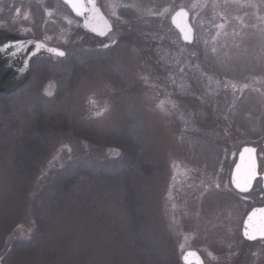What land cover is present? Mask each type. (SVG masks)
I'll list each match as a JSON object with an SVG mask.
<instances>
[{
	"label": "rangeland",
	"instance_id": "374dc122",
	"mask_svg": "<svg viewBox=\"0 0 264 264\" xmlns=\"http://www.w3.org/2000/svg\"><path fill=\"white\" fill-rule=\"evenodd\" d=\"M97 1L114 25L106 38L88 34L60 0H0V28L66 51V62L47 56L22 90L0 95V264H182L188 249L205 264H264V241L241 235L246 214L264 203L262 180L245 195L229 183L244 145L257 147L264 171V0ZM178 7L189 11L195 44L182 41L170 16L152 14ZM223 17L227 34L213 41ZM71 63L86 72L73 75ZM226 80L249 87L224 90ZM36 110L67 114L103 134L133 133L132 200L115 181L101 192L82 187L89 222L77 217L76 202L46 206V189L89 145L51 132L47 154L24 173L6 140ZM209 181L222 190L202 196ZM59 217L64 224H55Z\"/></svg>",
	"mask_w": 264,
	"mask_h": 264
},
{
	"label": "trees",
	"instance_id": "16d2710c",
	"mask_svg": "<svg viewBox=\"0 0 264 264\" xmlns=\"http://www.w3.org/2000/svg\"><path fill=\"white\" fill-rule=\"evenodd\" d=\"M65 57L59 59L65 61L63 60ZM46 60L47 56L37 59L32 64V69L35 65L46 62ZM71 64L73 75H82L86 72L84 69L76 67L77 64ZM69 68V66L66 67L67 70ZM72 82L73 86L76 79ZM18 91L0 95L5 99H10ZM29 123L24 127V131L19 134L14 133L11 140H6V143L13 146L16 161L24 166V173L31 171L34 173L39 161L47 154L50 147L47 135L51 132L67 133L89 145L87 147L89 153L65 167L60 174L58 173L57 179L51 182L52 185L50 184L46 189L44 197L46 206L58 207V209L68 208L71 202H76L77 217L82 221L89 222L90 217L85 210L87 204L85 200L81 199L82 187L91 186L94 192H101L107 184L111 182L114 184L115 181L120 182L122 187L126 188V200H132L133 169L139 159L138 144L133 133L121 129L103 134L91 123L85 125L80 119L64 113L46 116L42 110H36ZM112 150H118L120 155L118 157L109 155ZM258 191L260 197L264 198L263 191L260 189ZM80 203L83 205L81 206ZM256 205L259 204L254 206ZM90 213L94 216L97 211H90ZM64 220L59 217L55 220V224L63 223Z\"/></svg>",
	"mask_w": 264,
	"mask_h": 264
},
{
	"label": "snow or ice",
	"instance_id": "6c2138e0",
	"mask_svg": "<svg viewBox=\"0 0 264 264\" xmlns=\"http://www.w3.org/2000/svg\"><path fill=\"white\" fill-rule=\"evenodd\" d=\"M236 3L238 0H224L225 5L228 3ZM65 3L72 7L73 11L77 16L84 17V27L87 28L92 33H95L97 36L107 37L113 31V23L106 18L103 14H101L99 8L96 6V0H65ZM153 15L159 17H165L166 15L170 16L171 24L178 31L180 38L184 41L186 45H192L196 42V31L195 26L189 21V11L184 7H178L169 11L168 8H165L162 12L152 13ZM51 15V13H49ZM115 16L116 14L113 13ZM116 19L119 20L120 17L116 16ZM221 23L214 24V27L217 29L216 36L213 37V41L221 35L223 30L226 27L227 18L223 17ZM68 23L71 24L72 21L68 20ZM223 34H227L223 32ZM45 39H48L46 37ZM27 43H34V50L31 51V56H37L42 51H46L58 58H63L66 56V52L54 47H48L45 43L37 41H28ZM117 43V41L112 40L111 43H104V48H110L113 44ZM207 44V41H205ZM25 42L22 40H17L14 42L5 43L3 46H0V53H6L10 56H16L17 53L24 51ZM211 52L216 53V48L213 46L211 48ZM195 55V53H191ZM183 71V69H181ZM142 79L147 80V77H142ZM219 83V82H218ZM223 88L224 90H228L229 87L233 90V92L239 90L243 92L244 89L248 88L247 84L243 85L239 89L237 88V84L232 83L231 81H224ZM51 87V85L49 86ZM45 94L51 96L52 92L49 90H45ZM162 111H167V108L164 106V103L161 102L159 105ZM175 107V105H173ZM107 108L102 109L97 112L96 116H102ZM256 151L255 147L245 146L239 152V162L235 163V168L231 172L230 185L239 193H249L253 190V183L257 181L258 177L264 179V176H261L258 171V166L256 163ZM109 155L118 157L120 152L118 150L110 151ZM235 155V153L233 154ZM228 185H223L224 189H227ZM222 185L220 182L209 181L205 186L204 192L201 195H205L207 192L212 191H221ZM243 236L248 240H256L258 237L260 239H264V207L253 208L250 213L247 214V220L244 222V231ZM183 250V245L180 246ZM209 256H212V253H208ZM196 256V253L192 251L185 252L183 254V259L188 264V258ZM215 257H213L214 259ZM197 264H203V261L199 259L197 256Z\"/></svg>",
	"mask_w": 264,
	"mask_h": 264
},
{
	"label": "water",
	"instance_id": "95a60500",
	"mask_svg": "<svg viewBox=\"0 0 264 264\" xmlns=\"http://www.w3.org/2000/svg\"><path fill=\"white\" fill-rule=\"evenodd\" d=\"M61 2L70 10V12L76 18L81 20L83 28L86 31H88L89 33H91L92 35H94V36H96L98 38H105V37L97 36L95 33H92L87 28H85L84 27V17L77 16L76 13L73 11L72 7L65 3V0H61ZM96 6L99 8L101 14H103L106 18H108L104 14V12L102 11L101 7L98 5L97 0H96ZM189 21H190V14H189ZM17 40H22V41L25 42V44H24V49L25 50L24 51H21V52L17 53L16 56H10V55H8L6 53H0V94H4V95L12 94L15 91H17V90L21 89L22 87H24L28 83V81L30 80V77H31V65H32V62L34 60L38 59V58H41V57H44V56H47V55H52V54H50V53H48L46 51H42L37 56H34V57L31 56V51L34 50V43L33 44H29L27 42L28 41H33V42L40 41V42L45 43L44 41L36 39L34 37H30V36L19 35L17 33H13V32H10V31H8L6 29L0 28V46H3L5 43L14 42V41H17ZM45 44L48 47L58 48V47H55V46H51V45H49L47 43H45ZM245 146L255 147V146L250 145V144L244 145V146H242L240 148L239 152ZM262 147L264 149V142L262 144ZM255 148L257 149V147H255ZM239 152L237 154V158H236V162L235 163L239 162ZM256 163H257L258 171H259L258 149L256 151ZM234 168H235V164L233 166L232 171L234 170ZM260 174H261V176H264V171L262 173H260ZM254 183H255V181H254ZM254 183H253V187H254ZM262 189L264 191V179H262ZM242 194H247V193H242ZM260 207H264V204L255 206L253 208H260ZM252 209L248 213H250L252 211ZM246 220H247V215H246V217H245V219L243 221V224H242V229H241L242 237L248 242H254V241L262 240L259 237L256 240H248V239H246L243 236L244 222ZM188 251H192V252L196 253V256H192V257L188 258V264H197V256L199 257L200 260L203 261V264H204V260H203L202 256L200 255V253L198 251L190 249V250H187L185 252H188ZM182 260L186 264V262L184 261L183 258H182Z\"/></svg>",
	"mask_w": 264,
	"mask_h": 264
},
{
	"label": "flooded vegetation",
	"instance_id": "af4514ba",
	"mask_svg": "<svg viewBox=\"0 0 264 264\" xmlns=\"http://www.w3.org/2000/svg\"><path fill=\"white\" fill-rule=\"evenodd\" d=\"M258 179H260V178H258ZM257 179V180H258ZM255 184H256V181H255V183H254V186H255ZM253 189H254V187H253ZM261 190H262V184H261ZM253 191V190H252ZM251 191V192H252ZM248 214V213H247ZM246 214V215H247ZM246 217V216H245ZM245 219V218H244ZM263 240H261V241H256V242H262ZM188 250H190V249H188ZM191 250H195V249H191ZM187 251V250H186ZM197 251V250H196ZM199 252V251H198ZM200 253V252H199ZM200 255H201V253H200ZM183 256V255H182ZM202 256V255H201ZM202 258H203V256H202ZM203 260H204V258H203ZM181 262H182V264H185L184 262H183V260H182V257H181ZM204 264H205V260H204Z\"/></svg>",
	"mask_w": 264,
	"mask_h": 264
}]
</instances>
